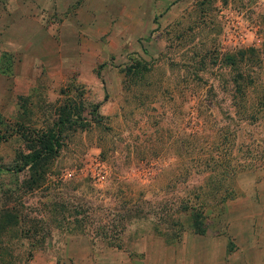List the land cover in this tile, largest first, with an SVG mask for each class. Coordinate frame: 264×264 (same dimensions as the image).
<instances>
[{
    "label": "rangeland",
    "instance_id": "rangeland-1",
    "mask_svg": "<svg viewBox=\"0 0 264 264\" xmlns=\"http://www.w3.org/2000/svg\"><path fill=\"white\" fill-rule=\"evenodd\" d=\"M45 34L63 73L35 57ZM248 46L264 57V0H0V264H176L187 246L197 262L237 247L233 199L207 194L216 147L250 166L235 181L264 233V120L236 117L223 62ZM70 102L78 124L29 188L18 127L50 126Z\"/></svg>",
    "mask_w": 264,
    "mask_h": 264
},
{
    "label": "trees",
    "instance_id": "trees-1",
    "mask_svg": "<svg viewBox=\"0 0 264 264\" xmlns=\"http://www.w3.org/2000/svg\"><path fill=\"white\" fill-rule=\"evenodd\" d=\"M223 62L231 67V82L233 91L231 105L234 114L240 120L255 124L264 120V57L259 55V48L248 46L238 49L235 53H227ZM137 66V65H136ZM244 66V67H243ZM100 77V73L98 72ZM98 105H94L91 111L96 116ZM59 112L57 120L50 126L24 125L18 127L21 137L27 144V152H19L15 161L14 171L28 170L27 179L29 188L39 186L45 177L47 165L58 156L63 145L64 130L77 126L81 109L74 102L67 103ZM216 147L209 154V170L214 174L209 177V201L212 204H223L227 200L234 199L241 194L238 191L235 176L244 168H250L243 164L236 169L231 163L230 151L228 157L225 151ZM253 157L249 158V162ZM199 205V204H198ZM203 205V203H201ZM210 206V205H209ZM195 232L202 234L203 229L195 228Z\"/></svg>",
    "mask_w": 264,
    "mask_h": 264
},
{
    "label": "crops",
    "instance_id": "crops-1",
    "mask_svg": "<svg viewBox=\"0 0 264 264\" xmlns=\"http://www.w3.org/2000/svg\"><path fill=\"white\" fill-rule=\"evenodd\" d=\"M33 47L35 57L38 58L40 64H43L45 68L47 67L50 71L53 65H55L54 67L57 66V70L60 71V73L65 71V62L61 53L62 47L54 35L45 34ZM32 65L33 63H31V66ZM246 193L245 196L240 194L241 197L235 198L226 204L228 212H236L235 222L232 223V226H234L237 231L232 234V237L237 247L230 249V247L227 248L228 246L226 245L218 247L209 245V250L205 252L206 259H204L203 262H197L196 256L193 257L190 255L193 248L195 250L194 254L196 255L197 249L195 247L192 248V246H187L184 247L183 251L184 260L176 264H264V233H258L253 228V220L258 210L248 207L249 205L247 203L250 202L249 204H255L256 201L255 198L250 199V193ZM261 212L263 211L260 210V213ZM97 264L113 263L101 261Z\"/></svg>",
    "mask_w": 264,
    "mask_h": 264
}]
</instances>
